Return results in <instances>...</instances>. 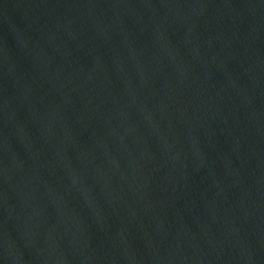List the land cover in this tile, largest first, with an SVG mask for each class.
<instances>
[{
    "label": "water",
    "instance_id": "obj_1",
    "mask_svg": "<svg viewBox=\"0 0 264 264\" xmlns=\"http://www.w3.org/2000/svg\"><path fill=\"white\" fill-rule=\"evenodd\" d=\"M0 264H264V0H0Z\"/></svg>",
    "mask_w": 264,
    "mask_h": 264
}]
</instances>
